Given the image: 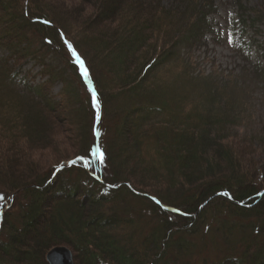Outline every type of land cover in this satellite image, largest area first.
<instances>
[{
  "label": "trees",
  "instance_id": "trees-1",
  "mask_svg": "<svg viewBox=\"0 0 264 264\" xmlns=\"http://www.w3.org/2000/svg\"><path fill=\"white\" fill-rule=\"evenodd\" d=\"M162 2L94 1L97 6L92 12L94 19L88 25L79 26L82 35L87 36L85 46L99 54V63L113 76L111 83L107 79L102 83L87 51L70 35L68 29L73 22L68 13L50 12L45 0H0V9L5 12L0 15L10 23L0 30V46L16 56L7 70L9 76L17 75L15 63H21L28 56H58L68 61L76 77L65 71L59 76L67 86L62 99L74 96L79 107L67 109L64 102L58 107L64 105L65 111H71L66 114L68 120L75 118L79 122L80 109L85 112L89 106L90 118L88 112L83 118L91 123L93 137L91 145H86V154L77 153L61 160L34 179L16 181L9 195L0 193L2 202L8 204L0 217V264H47L46 252L60 244L71 247L81 264H264V134L259 143L247 137L240 139L238 133L235 137L231 135L235 124L228 119L230 111L226 110L230 105L228 108L216 106L217 98L212 96L226 91L230 82L217 83L222 90L209 91L202 111L171 121L164 118L161 121L165 124L159 131L143 133L147 126L156 123V117L169 112L166 101L161 104L149 101L150 95L159 92L155 75L179 60L183 43L200 42L210 28L206 18L213 0H172L167 6ZM13 32L16 41L3 44L1 39ZM167 32L172 33L170 39L160 46L159 53L156 49L152 55L155 43L152 39L158 42ZM30 38L38 44H30ZM148 54L151 56L147 59ZM136 58L141 65L132 68ZM144 59L150 61L144 62ZM78 60L83 62L87 79L97 94L94 99L89 92L87 105L81 106L82 90L78 84L73 89V81L81 83L87 94L89 87ZM2 69L6 70V62ZM109 76L105 74V78ZM201 78L194 77L193 81ZM201 82L210 85L206 79ZM143 87L149 94L143 92L146 98L140 103L134 102L132 94ZM120 89L122 92H118ZM33 90L43 96L49 108L56 107L42 86ZM119 100L118 110L107 107L108 102ZM114 111H119V119L122 117L117 124L111 117L106 118ZM29 119L31 116H26L24 131L30 130V133L26 132L27 136L15 148L5 142L7 149L0 155L5 163L14 159L25 165L29 154L42 143H48L44 140H50L48 125L35 127ZM110 128L116 130L115 139L108 134ZM88 131L85 123V134ZM108 139L111 140L108 142ZM133 143L141 149V155L130 160L129 149ZM151 146L154 147L149 154ZM96 149L100 150L101 157L95 153ZM9 151L12 157L7 154ZM86 158L90 170L81 160ZM128 160L135 170L147 172L150 180L136 183L123 168L111 166ZM94 173L103 181L92 176ZM123 189L138 203L128 205L122 201L120 206L117 201L107 205ZM16 192L21 196L18 201ZM114 203L116 208H108ZM137 220L140 225H146L137 230L138 240L133 236L136 231L130 232V239L136 242L135 249H130L119 242L128 240L129 232L115 237V230L120 223L130 228Z\"/></svg>",
  "mask_w": 264,
  "mask_h": 264
},
{
  "label": "rangeland",
  "instance_id": "rangeland-1",
  "mask_svg": "<svg viewBox=\"0 0 264 264\" xmlns=\"http://www.w3.org/2000/svg\"><path fill=\"white\" fill-rule=\"evenodd\" d=\"M45 1V6L49 8L50 12L53 11V13L58 15L62 14V11L68 13L73 22H71L72 26L69 25L70 28L68 29L70 35L87 51L91 64H93V69L98 76V81L106 83L107 80L113 79L104 64L99 63V54L91 50L90 47L85 46L87 36L82 35L83 31H81L79 26V24L88 25V21L94 19L92 12L97 7L94 4L95 0ZM162 1L166 6L172 3V0ZM213 3L208 15V22L213 31L209 32L198 43L194 42L188 45L183 43L179 60L166 65L155 75L159 85V92L155 95H150L149 101L153 104H161L166 101L168 103L166 107H168L169 112L164 113L161 118L156 117V120L154 119L156 123L154 122L147 126L146 132H143L144 135L159 131V128L163 127L162 124H165L161 121L164 118L171 121L191 112L196 114L202 111L204 109V98L209 96V91L220 89L217 87V83L221 85L225 82H230V87L226 91H220L222 90L220 89L221 94L215 93L212 96L217 98L216 106L228 108V105H230L225 110L230 111L228 119L235 124L234 127L231 125L234 130L231 135L235 137V134L238 133L240 139L247 137L256 140L257 143L261 141V137L264 134V0H213ZM3 11V9H0V14H4L5 12ZM6 24L8 26L10 23L0 15V30H3L2 28ZM166 34L164 38H157V40L160 39L158 42L155 38L152 39L155 41L152 55L156 53V49L159 53L160 46L165 40L170 39L172 33L167 32ZM14 40V32L13 35L5 36L1 39L3 44H10L9 42ZM28 42L33 44V46L38 44V41H34L32 38ZM150 56L148 54L147 59ZM152 57L154 58V56ZM147 59H144V62ZM0 60L2 61L0 62V75L2 78L0 81V146L2 147L0 148V155L5 153L3 149H7L4 146L6 145L5 142L13 144L11 146L15 148L14 145L21 138L27 136L26 132L30 133V130L24 131L25 126H27L25 122L26 116H31L28 122L32 121V126L37 127L42 124L48 125V128H50L48 132L50 140H44L48 141V143H42L41 147L38 146V149L31 152L27 161H23L26 163L25 165L21 164V161L15 162L14 159H10L6 163L3 159H0V193L9 195V190H14L12 185L16 181L22 182L34 179L37 175L47 173L48 169L62 162L61 160H67L77 153L86 154L88 150L87 143L91 145L93 137L91 134V123L88 122L87 118H83L86 114L85 112H88V118H90L89 106H87L85 112L80 109L79 122H75V118H71L69 121L66 114L71 111H65V107L63 108L64 105L67 109L79 107L78 99L74 96L67 100L62 99V93L65 92L67 86L64 79L59 76L64 71L67 75H76L73 72L74 68L69 65L68 61H63L58 56H38L36 58L28 56L21 63H15V69L18 71L17 77L15 75L11 77L7 70L14 64L16 56L12 54V51L0 46ZM137 60L138 58L134 60L132 68L141 65V61ZM4 62H6V70L2 69ZM80 69L82 68L80 67ZM105 74L110 76L105 78ZM142 76L140 77L142 78ZM194 77H202L201 79H206L207 82L210 81V85L205 86L201 79L195 82L193 81ZM76 84L82 90L80 91V96L83 103H80V106L84 103L87 105L89 91L87 94L81 83L79 84L75 80L72 85L73 89H75ZM38 86H42L48 94L47 97L56 103L54 109L49 108L43 102V96L33 90L34 87ZM118 92H122V89ZM143 92L149 94V90H146L145 87L136 94H132L131 98L135 97L136 100L134 102L140 103L146 98L143 97ZM119 101L108 102L107 107L117 108L118 110L121 103ZM61 102L65 104L62 107H58ZM118 113L119 111H114L112 114L109 112L106 118L111 117L114 119V123L117 124ZM101 115L102 113L100 117ZM209 115L210 113L206 116ZM121 119L122 117H120L119 121ZM85 123L86 128L89 130L88 134H85ZM170 126L172 128L175 127L171 123ZM170 126L166 127L171 128ZM118 127L116 125L119 134ZM109 130L108 134L115 139L116 130H112V128ZM110 140L108 139L107 141L109 142ZM139 142L141 141L139 140ZM93 143L96 144V141ZM153 147H148L149 154L152 152ZM129 150L128 158L130 160L141 155V149L139 147L136 148L134 143L131 144ZM9 152L7 154L12 157L13 153ZM81 160L88 163L87 158ZM130 160L115 163L111 166H114L113 169L118 168V166L123 168L122 171L136 183L137 180L141 184L150 180L146 175L147 172L139 169L135 170L134 166L129 163ZM87 168L90 170L89 164ZM134 170L135 172H133ZM118 172L120 174V171ZM109 173H113V171ZM134 173L137 176H133ZM66 179L71 180L72 178L67 177ZM85 183L87 184V182ZM155 189L157 190L158 188ZM14 194L18 201L21 198V196H18L19 192ZM0 197L2 196L0 195ZM117 201H119L120 206L122 201H125L128 205H136L138 203L126 190L119 192L118 198L115 201L107 202V205ZM7 207L8 204L2 202V198H0V209L3 210ZM108 208H116V203ZM131 211L134 210L131 209ZM127 215H132V213H127ZM140 224L141 222L137 220V223L129 228L125 224L120 223V226L115 230V237H120L129 232V239H121L119 242L126 244L130 249H135L134 243L136 242L133 238L130 239L129 235L130 232L136 231L133 236L138 240L139 233L137 230L139 229L140 231V228L145 227L146 223L145 225ZM75 262L76 264H81L77 257H75Z\"/></svg>",
  "mask_w": 264,
  "mask_h": 264
},
{
  "label": "water",
  "instance_id": "water-1",
  "mask_svg": "<svg viewBox=\"0 0 264 264\" xmlns=\"http://www.w3.org/2000/svg\"><path fill=\"white\" fill-rule=\"evenodd\" d=\"M205 202L203 205H205ZM170 209V208H169ZM49 264H75L73 251L64 245L51 248L46 254Z\"/></svg>",
  "mask_w": 264,
  "mask_h": 264
},
{
  "label": "snow or ice",
  "instance_id": "snow-or-ice-1",
  "mask_svg": "<svg viewBox=\"0 0 264 264\" xmlns=\"http://www.w3.org/2000/svg\"><path fill=\"white\" fill-rule=\"evenodd\" d=\"M45 23H48V21H45ZM69 47L71 48L72 46L71 45H69ZM72 51L75 53V49L74 48H72ZM77 59H79V56L77 55ZM81 63H83L82 61H81ZM94 99H95V96H94ZM102 155V154H101ZM0 198H2V197H0Z\"/></svg>",
  "mask_w": 264,
  "mask_h": 264
}]
</instances>
